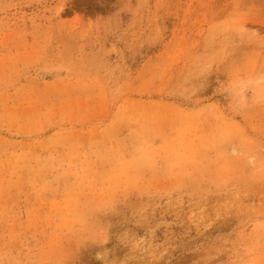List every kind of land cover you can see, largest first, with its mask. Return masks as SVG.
Listing matches in <instances>:
<instances>
[{"label": "rangeland", "instance_id": "obj_1", "mask_svg": "<svg viewBox=\"0 0 264 264\" xmlns=\"http://www.w3.org/2000/svg\"><path fill=\"white\" fill-rule=\"evenodd\" d=\"M0 264H264V0H0Z\"/></svg>", "mask_w": 264, "mask_h": 264}]
</instances>
